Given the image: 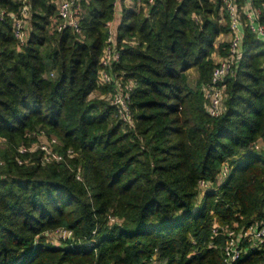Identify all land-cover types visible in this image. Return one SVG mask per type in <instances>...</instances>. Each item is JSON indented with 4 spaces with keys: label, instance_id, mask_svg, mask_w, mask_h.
Segmentation results:
<instances>
[{
    "label": "trees",
    "instance_id": "1",
    "mask_svg": "<svg viewBox=\"0 0 264 264\" xmlns=\"http://www.w3.org/2000/svg\"><path fill=\"white\" fill-rule=\"evenodd\" d=\"M56 2L30 0L22 49L10 18L0 21V264H225L221 229L264 220V41L242 19L235 75L212 117L205 90L214 55L228 53L217 42L229 34L222 0L121 5L117 24L113 0L82 1L81 35L52 30ZM251 2L264 23V0ZM108 22L120 55L108 70L134 84L133 126L98 79ZM53 138L73 156L18 151ZM57 228L72 238L53 242ZM246 247L234 264L264 261V244Z\"/></svg>",
    "mask_w": 264,
    "mask_h": 264
},
{
    "label": "built area",
    "instance_id": "2",
    "mask_svg": "<svg viewBox=\"0 0 264 264\" xmlns=\"http://www.w3.org/2000/svg\"><path fill=\"white\" fill-rule=\"evenodd\" d=\"M7 1V0H2ZM16 4L15 9L0 8V21L10 18L11 34L15 41L17 49H22L27 45L29 36V26L31 18L30 0H12ZM89 2L92 0H57L56 17L53 21L52 30L63 32L69 30L77 35H81V22L83 20V8L81 2ZM144 0H113V9L117 13L121 5L129 8L139 7ZM155 0H147L148 4H152ZM244 4L239 5L238 0H222V10L226 12L229 22V35L227 55L219 56L215 62L212 71L210 83L205 90L207 98L206 109L210 116L216 117L223 109V81L226 78H232L235 75V67L240 58V45L242 40V19L250 32L255 35L258 40L264 38V23L260 22V11L256 9L251 0H243ZM221 10V11H222ZM113 22L106 24L107 37L106 44L99 60L100 70L98 79L103 84H113L114 90L106 96L109 104L117 111V118L123 124L133 126L131 113V97L130 92L134 86L132 81L123 83L121 80H115L109 73V68L119 60V52L115 48V33ZM263 41V40H261ZM57 143L56 139H51L48 143H36L31 149L20 147L19 153L34 152L40 150L43 152V158L46 162H62L65 157H72L73 151L67 149L65 153L55 151L51 144ZM258 148V145H255ZM18 164H22L18 160ZM228 173L225 166L222 171L223 177ZM81 179L80 176H77ZM201 188H207L204 181H200ZM113 221L114 219H110ZM225 235L224 246L222 247L223 260L225 264H234L242 254L247 250V245L251 249H260L264 244V220L257 224H250L245 227L234 225L231 228L221 229ZM219 231L217 226L213 227V232ZM54 242L56 239H70L73 236L71 230L65 228H57L51 233H46ZM264 264V261L258 263Z\"/></svg>",
    "mask_w": 264,
    "mask_h": 264
},
{
    "label": "rangeland",
    "instance_id": "3",
    "mask_svg": "<svg viewBox=\"0 0 264 264\" xmlns=\"http://www.w3.org/2000/svg\"><path fill=\"white\" fill-rule=\"evenodd\" d=\"M119 19H120V15L117 13V14H116V17H115L116 24H117V22L119 21ZM229 39H230V35H229V34H227V35H222V36H220V38H219V40H218L217 42H219V41H223V42H225V43H228V42H229ZM261 40L264 41V38H262ZM218 57H219V56H218L217 54L214 55V60H215V62L218 61V59H219ZM189 75H190V77L195 78V77H196V72H195L194 70H191ZM96 96H98V94H97V93H94V94L91 96V98H94V97H96ZM40 141H41V142H46V138L41 137V138H40Z\"/></svg>",
    "mask_w": 264,
    "mask_h": 264
},
{
    "label": "crops",
    "instance_id": "4",
    "mask_svg": "<svg viewBox=\"0 0 264 264\" xmlns=\"http://www.w3.org/2000/svg\"><path fill=\"white\" fill-rule=\"evenodd\" d=\"M220 38V37H219ZM219 40V39H218ZM219 42H221V41H219Z\"/></svg>",
    "mask_w": 264,
    "mask_h": 264
}]
</instances>
